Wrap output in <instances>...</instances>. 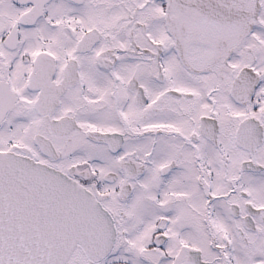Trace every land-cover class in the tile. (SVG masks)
<instances>
[{"label":"snow or ice","instance_id":"1","mask_svg":"<svg viewBox=\"0 0 264 264\" xmlns=\"http://www.w3.org/2000/svg\"><path fill=\"white\" fill-rule=\"evenodd\" d=\"M0 264H264V0H0Z\"/></svg>","mask_w":264,"mask_h":264}]
</instances>
